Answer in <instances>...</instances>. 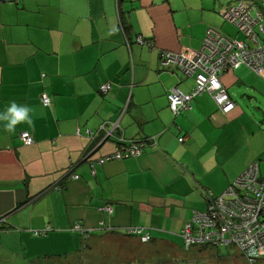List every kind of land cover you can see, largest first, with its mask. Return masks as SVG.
<instances>
[{
    "label": "crops",
    "instance_id": "obj_1",
    "mask_svg": "<svg viewBox=\"0 0 264 264\" xmlns=\"http://www.w3.org/2000/svg\"><path fill=\"white\" fill-rule=\"evenodd\" d=\"M220 1H0V113L15 101L32 121L10 133L0 120V264H118L128 254L147 264L162 247L184 257L181 233L206 208L205 194L222 193L261 155L263 130L249 132L236 104L222 113L204 92L176 117L168 108V91L188 92L193 79L161 67L159 53L199 49L208 28L227 34L233 25ZM138 35L153 47L137 44ZM112 122L103 139L100 125ZM119 137L147 144L136 157L98 163ZM248 145L255 150L246 156Z\"/></svg>",
    "mask_w": 264,
    "mask_h": 264
},
{
    "label": "built area",
    "instance_id": "obj_2",
    "mask_svg": "<svg viewBox=\"0 0 264 264\" xmlns=\"http://www.w3.org/2000/svg\"><path fill=\"white\" fill-rule=\"evenodd\" d=\"M1 1V0H0ZM222 19L233 25L240 37L229 36L214 28H208L197 50L172 52L162 50L159 53V63L163 68L176 67L186 76L193 79V87L184 92L178 87L171 88L167 93L168 108L174 117L191 109L192 100L204 92L214 99L222 113H229L235 108V103L220 81L223 72L246 66L258 77L264 79V0H228L219 12ZM137 44L150 48L154 43L142 36H136ZM110 84L100 86L101 93H107ZM44 106L51 104V98L41 96ZM117 122L100 125L98 131L104 133V138L112 135ZM90 136L94 132L87 131ZM25 145L34 142L28 131L19 133ZM115 150L98 159L103 163L110 159H126L140 155L147 141L125 140L117 138ZM183 142L184 137L178 138ZM89 159V155H86ZM91 167L93 161H89ZM62 190V185L55 187ZM206 208L195 211L182 230L186 249L195 245L223 247L233 245L248 264H264V176L261 175L258 161L251 162L247 168L220 194L206 193ZM106 209H109L107 207ZM34 230L39 236L48 231ZM126 233L138 236L137 227H128ZM141 241L150 239V233L140 236Z\"/></svg>",
    "mask_w": 264,
    "mask_h": 264
},
{
    "label": "rangeland",
    "instance_id": "obj_3",
    "mask_svg": "<svg viewBox=\"0 0 264 264\" xmlns=\"http://www.w3.org/2000/svg\"><path fill=\"white\" fill-rule=\"evenodd\" d=\"M221 3H227L228 0H221ZM227 34L234 37H240L238 33L236 34V29L233 26H227ZM252 72V71H251ZM245 67L238 70H232L229 72L228 76L223 77L222 82L224 87L232 96L234 103L241 107L244 111V116L241 118L243 123H247L250 131H260L262 128L263 132L260 131L259 145L257 146V152L261 155L257 157L256 161L259 162L261 175L264 176V80L262 77H258L251 73ZM222 83V84H223ZM250 89H252L250 91ZM257 124L260 128L257 127ZM243 153L247 156L250 150L253 148L252 145L248 147L243 146ZM255 150V146L252 149ZM115 241L118 245L126 250L139 251L141 250L139 245L123 243L115 238H110V241ZM125 245V246H123ZM135 253V252H134ZM174 252L167 247H162L154 250L151 259L145 261L147 264H248L244 257L239 253L237 248L233 245L223 246V247H212L207 245H195L189 250H185L184 257L182 259H176ZM129 256H120V261L118 264H144L141 257L133 259L131 254ZM96 264V263H93ZM106 264H116L109 263ZM260 264V262L256 263Z\"/></svg>",
    "mask_w": 264,
    "mask_h": 264
},
{
    "label": "clouds",
    "instance_id": "obj_4",
    "mask_svg": "<svg viewBox=\"0 0 264 264\" xmlns=\"http://www.w3.org/2000/svg\"><path fill=\"white\" fill-rule=\"evenodd\" d=\"M30 111L31 109L27 106L19 105L13 101L4 112L0 113V120L6 121V130L12 133L18 124L22 122L32 123L29 116Z\"/></svg>",
    "mask_w": 264,
    "mask_h": 264
},
{
    "label": "trees",
    "instance_id": "obj_5",
    "mask_svg": "<svg viewBox=\"0 0 264 264\" xmlns=\"http://www.w3.org/2000/svg\"><path fill=\"white\" fill-rule=\"evenodd\" d=\"M206 195V194H205Z\"/></svg>",
    "mask_w": 264,
    "mask_h": 264
}]
</instances>
